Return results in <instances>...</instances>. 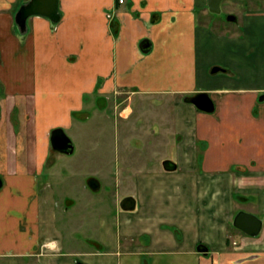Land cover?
Listing matches in <instances>:
<instances>
[{
    "label": "crops",
    "instance_id": "obj_1",
    "mask_svg": "<svg viewBox=\"0 0 264 264\" xmlns=\"http://www.w3.org/2000/svg\"><path fill=\"white\" fill-rule=\"evenodd\" d=\"M26 2L0 0V264H264V221L255 237L231 225L239 211L264 216V38L249 25L264 11L227 37L202 19L207 0H58L56 23L31 15L20 36L14 15ZM210 39L229 64L206 54ZM201 92L212 112L184 101ZM148 106L161 115L151 132L161 139L158 170L139 171L133 191L105 188L112 210L96 236L87 225L79 238L62 222L78 199L54 184L108 108L136 136ZM54 129L72 153L51 147ZM141 161L116 157L122 183L124 164ZM83 189L92 208L102 182L90 177Z\"/></svg>",
    "mask_w": 264,
    "mask_h": 264
},
{
    "label": "rangeland",
    "instance_id": "obj_2",
    "mask_svg": "<svg viewBox=\"0 0 264 264\" xmlns=\"http://www.w3.org/2000/svg\"><path fill=\"white\" fill-rule=\"evenodd\" d=\"M256 11H264L263 0H222L220 14H204L202 19L214 36L220 35L221 33L227 37H234L238 32H241V29L243 30L246 28L245 26L248 25L247 21H250V18L247 16L254 14ZM228 15L235 16L236 21H227L226 17ZM252 16L253 21L250 22L249 25L252 27L261 25L264 38V18ZM216 46L217 45L210 39L206 48V54L213 56L212 59L219 63L229 64L227 61L232 58V55H230V53L227 54L226 48H217ZM262 46L264 50V42ZM246 47V45L242 46L241 53L246 50ZM153 106H156L155 103H153ZM137 108H139V106ZM108 109H110V111L106 113L108 118H104L102 121L104 127L100 129V131L97 129L95 130V136H91V143L89 144L83 136L81 137L80 144L76 143L77 148L73 153L78 159H75L76 161L71 159L70 162H66V166L63 168L65 173H63L60 180H58L53 187L58 194L64 195L67 193L68 197L70 194L72 197L76 196L75 198L78 199L76 200L72 212L70 211L68 217H65L62 222H69L73 234H76L81 239H84L86 236L87 225L90 228L88 234H95L96 236L95 230L97 231L101 214L103 211L113 208V203L110 200L113 197L107 194L106 190H104L105 188L111 187V191H114L121 187L126 191H133L135 175H137L139 171L149 173L156 169L158 170L155 165L160 164L161 152L159 146L161 139L151 134L154 130L153 123L156 122L155 120L159 116L157 112L148 106L146 113L141 119L144 124L146 123V126L135 136V130L131 127L133 121L132 124L130 120L124 122L127 124L125 126L122 125V122H119L121 124L114 122L112 121L113 114L111 108ZM161 109L164 110L163 108ZM134 117L138 118V113H136ZM79 148H81L80 150L82 151H80ZM117 156L130 159L134 157L143 159V162L141 161L140 164L138 162L137 166L131 167L130 163L129 165L124 164L127 167V171H129L128 176H131L128 177L124 183H122L124 177L122 175L120 176V170L118 169V172H115L114 161ZM147 156L150 158L146 163L144 161ZM124 165L122 164L120 166L123 167ZM69 166H72V169L77 168L75 175L66 174ZM90 177L98 178L102 182L103 189L101 192L102 194L90 197L93 199V207L85 209L83 208V198L84 196L86 198L87 195H84L83 184ZM89 206H92V204ZM261 219L264 221V216L261 217ZM81 225H84V227ZM66 229H68V227H66ZM79 243L83 244L84 242Z\"/></svg>",
    "mask_w": 264,
    "mask_h": 264
},
{
    "label": "water",
    "instance_id": "obj_3",
    "mask_svg": "<svg viewBox=\"0 0 264 264\" xmlns=\"http://www.w3.org/2000/svg\"><path fill=\"white\" fill-rule=\"evenodd\" d=\"M58 0H28L23 3L14 15V23L20 36H24L27 32L26 20L31 15H41L47 17L52 23H56L60 15L57 9ZM222 0H207V9L211 14L218 15L221 13ZM158 16L154 15L151 22H156ZM227 21H236V17L228 15ZM140 50L142 53H147L150 49V42L147 39H143L140 42ZM217 67L212 69V72H216ZM264 97V95H263ZM262 97V98H263ZM184 101L193 104L197 109L204 112H212L214 109L213 103L206 93H198L191 97H187ZM51 147L54 150L70 154L73 151V146L70 139L64 134L61 129H54L50 135ZM62 144V145H61ZM165 169L175 168L174 163L170 161H164ZM90 187H95L94 183H90ZM231 225L240 230L242 233L255 237L258 236L262 230L263 220L251 213L239 211L234 216ZM198 250L204 252V247H198ZM77 264H85L78 262Z\"/></svg>",
    "mask_w": 264,
    "mask_h": 264
},
{
    "label": "built area",
    "instance_id": "obj_4",
    "mask_svg": "<svg viewBox=\"0 0 264 264\" xmlns=\"http://www.w3.org/2000/svg\"><path fill=\"white\" fill-rule=\"evenodd\" d=\"M118 2H119V3H122V2H123V0H118Z\"/></svg>",
    "mask_w": 264,
    "mask_h": 264
},
{
    "label": "flooded vegetation",
    "instance_id": "obj_5",
    "mask_svg": "<svg viewBox=\"0 0 264 264\" xmlns=\"http://www.w3.org/2000/svg\"><path fill=\"white\" fill-rule=\"evenodd\" d=\"M62 145V144H61ZM56 151H58V150H56ZM58 152H60V151H58ZM61 153H64V152H61ZM126 204H128V203H126Z\"/></svg>",
    "mask_w": 264,
    "mask_h": 264
}]
</instances>
